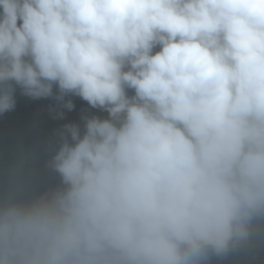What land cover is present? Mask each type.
<instances>
[{
	"label": "clouds",
	"instance_id": "clouds-1",
	"mask_svg": "<svg viewBox=\"0 0 264 264\" xmlns=\"http://www.w3.org/2000/svg\"><path fill=\"white\" fill-rule=\"evenodd\" d=\"M17 90L107 116L54 133L56 187L9 181L0 264L258 256L264 0H0V116Z\"/></svg>",
	"mask_w": 264,
	"mask_h": 264
},
{
	"label": "trees",
	"instance_id": "trees-1",
	"mask_svg": "<svg viewBox=\"0 0 264 264\" xmlns=\"http://www.w3.org/2000/svg\"><path fill=\"white\" fill-rule=\"evenodd\" d=\"M158 50V49H157ZM14 111L0 116V198L9 188L10 180H19L30 191L39 194L59 184V176L46 168L45 162L54 154L57 137L54 133L65 123H81L82 110L106 117L107 113L91 109L79 97H71L75 109L64 119H53L48 112V99L32 100L16 93ZM82 127V123H81ZM14 171V172H13ZM255 260L243 254L212 264H264V241Z\"/></svg>",
	"mask_w": 264,
	"mask_h": 264
}]
</instances>
